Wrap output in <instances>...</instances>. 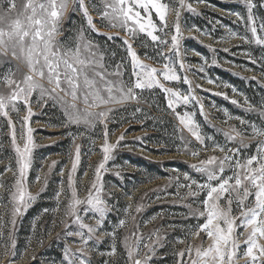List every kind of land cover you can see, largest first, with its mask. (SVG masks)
<instances>
[{
  "label": "rangeland",
  "instance_id": "1",
  "mask_svg": "<svg viewBox=\"0 0 264 264\" xmlns=\"http://www.w3.org/2000/svg\"><path fill=\"white\" fill-rule=\"evenodd\" d=\"M163 2L170 5L165 29L168 35L155 34L170 44L174 26L179 24L180 56L173 59L181 80L168 82L161 78V82L195 97L188 105L178 106L176 112L192 114L201 140H196L180 124L158 87L135 89L136 99L108 105L111 111L105 123L97 122L94 126L69 123L60 104L47 97L41 99L34 92L28 123L32 129L31 165L24 180L25 192L32 199L26 198L23 204L12 198L19 175L18 157L8 120L0 116V264H68L66 250L73 264H80L81 259L87 264H131L125 242L142 264L146 257H150L147 264H181L179 252L190 246L207 248L211 243L204 233L193 234L205 220L200 213L204 211L201 201L206 191H199L197 184L205 183L207 177L192 166L199 167L202 160L211 157L232 156L237 150L235 158L242 161L257 155L264 136H253L251 125L264 128V46L240 38H251L248 27L239 19L248 17L243 0H184L186 6L179 9L178 18L175 9L179 0ZM85 3L98 31H92L82 12L73 11L77 5L69 3L57 37L62 44L75 47L82 33L85 41L98 46L107 71L121 73L110 75L111 80H135L125 41L143 63L162 70L163 63L168 61L157 56L150 37L143 33L131 37L123 29L109 26L93 8L94 4L102 7L100 0ZM252 3V15L259 26L264 22V0ZM164 52L171 56L169 48ZM8 68H18L17 77L27 72L22 62L12 60L0 65V74ZM0 94H8L2 83ZM26 114L22 102L19 112L9 110L21 149L24 139L20 122ZM105 124L113 149L97 180L96 169L104 157L101 148ZM77 147L79 163L73 172ZM193 152L199 155L194 156ZM69 175L72 188L82 201L87 199L90 189L96 194L93 183L100 187L102 206L106 208L102 220L98 213L84 211L89 207L86 204H80L77 213L87 227L81 228L80 222L68 214L72 190ZM224 175H232L227 165ZM219 203L226 207L224 200ZM16 207L19 212H15ZM232 209V215L238 216L240 210L235 202ZM88 227L94 231L89 233ZM248 231L243 227L236 229L243 233L238 237V256L242 257L246 250L243 241ZM69 232H82L83 236L68 235ZM259 242L264 244V239ZM184 259L187 261V256ZM235 264L248 262L241 258Z\"/></svg>",
  "mask_w": 264,
  "mask_h": 264
},
{
  "label": "snow or ice",
  "instance_id": "2",
  "mask_svg": "<svg viewBox=\"0 0 264 264\" xmlns=\"http://www.w3.org/2000/svg\"><path fill=\"white\" fill-rule=\"evenodd\" d=\"M243 2L248 8V17L246 20L244 17L239 19L248 27L251 38L248 36L240 38L246 42L264 46V22L257 26L252 15L255 5L252 0H243ZM69 3L77 5L73 11L82 12L92 31H98L85 0H0V65L10 64L12 60H15L22 62L27 68V72L20 74L19 77H17L18 68L16 71L8 68L6 72L0 74V83L8 89L7 95L0 94V116L8 120L12 144L18 157L19 175L12 198L19 204H23L26 198L28 201L32 199L31 195L25 192L24 180L31 165L32 129L28 127V123L32 115L30 98L34 92H38L41 99L47 97L60 104L69 123L94 126L97 122L105 123L111 111L108 105L122 104L136 99L135 89L158 87L165 94L167 106L176 114L180 124L187 128L196 140H201L198 125L192 119V114L185 112L181 115L176 112L178 106L188 105L190 99L195 97L166 87L161 82V78L168 82L181 80L176 71V61L173 59L180 56L179 24L174 26L170 44L163 36L155 34L163 32L165 36L168 35L165 29L167 13L170 11L169 3L163 0H100L102 7L93 5L101 20L108 21L109 26L123 29L131 37H135L138 33L150 37L156 47L157 56L168 61L163 63L162 70L145 64L132 49L131 44L125 41L128 44V55L131 57L132 76L135 78L131 83L122 79H109L110 75L120 76L121 73L107 71L103 63V54L98 46L93 45L91 41H85L82 33L75 47L65 46L57 39L61 34L62 21ZM185 6L184 0H179V7L175 9L177 18L180 14L179 9ZM187 7L193 10L191 5ZM165 48H169L171 56L165 55ZM157 62L160 63V61ZM179 66L181 69L184 67L182 61L179 62ZM184 82L189 83L187 78H184ZM21 102L27 112L20 122L21 138L24 139L23 149L16 143L15 125L9 116V110L19 112ZM95 109L102 110L95 111ZM201 112H203L202 105ZM24 129L27 131L25 132ZM251 130L253 136H264V128L251 125ZM240 134L237 133V135ZM107 137L105 124L104 144L101 148L104 157L103 162L96 169L97 180L100 178V170L109 159L108 154L113 149ZM120 139L123 137L121 136ZM228 139H235V136H228ZM220 150L224 151L223 148ZM192 155L197 156L199 153L193 152ZM235 155H238V150L232 156L225 155L222 159L211 157L202 160L199 167L192 166L197 172L207 177V181L203 184L192 181L193 184H197L199 191H206V196L201 201L204 211L200 213L205 220L193 234L198 236L204 233L211 243L207 248L198 246L193 249L190 246L185 251L179 252L181 264H235L241 258H245L248 264H264V244L259 242L264 239V142L258 145L257 155L249 156L243 161L236 159ZM78 163L79 147L76 149V159L72 165L73 172ZM226 165L232 171L230 176L224 175ZM213 181L216 183L213 184ZM68 184L72 189L68 214L80 222L77 207L80 204H86L89 207L84 211L92 210L98 213L102 220L106 208L102 206L104 201L99 195L100 187L93 183L92 189L96 190V194L94 195L90 189L87 199L82 201L77 197L76 190L72 188L71 175H69ZM186 186L191 187V185ZM192 194L197 195L198 192ZM249 197H252L250 202ZM221 200L226 202V207L220 205ZM234 202L240 210L238 216L232 215ZM19 211L20 208L16 207L15 212ZM120 223L122 225L124 222ZM80 226L87 227L82 222ZM240 227L245 230L250 229L243 241L247 247L242 257L237 255L240 246L238 237L243 235L236 232V229ZM93 231L94 229L88 227L89 233ZM67 234L83 236L82 232ZM84 243L87 244L88 241L84 240ZM125 247L131 264H142L140 259L134 258V253L127 242ZM114 253L115 248H113ZM65 255L68 258V264H73L67 250ZM186 256L187 261L184 259ZM148 259L150 257H146L143 264H147ZM80 264H87V262L81 259Z\"/></svg>",
  "mask_w": 264,
  "mask_h": 264
}]
</instances>
